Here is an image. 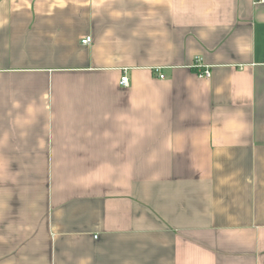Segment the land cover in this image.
Segmentation results:
<instances>
[{
	"label": "crops",
	"instance_id": "crops-1",
	"mask_svg": "<svg viewBox=\"0 0 264 264\" xmlns=\"http://www.w3.org/2000/svg\"><path fill=\"white\" fill-rule=\"evenodd\" d=\"M0 264H264V4L0 0Z\"/></svg>",
	"mask_w": 264,
	"mask_h": 264
},
{
	"label": "built area",
	"instance_id": "built-area-1",
	"mask_svg": "<svg viewBox=\"0 0 264 264\" xmlns=\"http://www.w3.org/2000/svg\"><path fill=\"white\" fill-rule=\"evenodd\" d=\"M253 3H254V5L264 4V0H253ZM90 43H91V37H86V38L81 40V45H88ZM195 68L198 71L197 73H198V77L200 79H209L211 77V72H210L209 68L199 66V63H197ZM125 72L126 71H124V73H123V75L119 81V86L121 88H128L129 87V80H128ZM158 78L161 80L164 79L163 75H160V74H159Z\"/></svg>",
	"mask_w": 264,
	"mask_h": 264
}]
</instances>
